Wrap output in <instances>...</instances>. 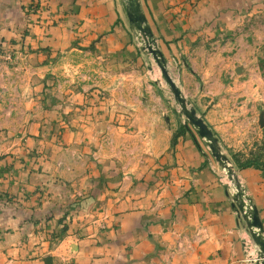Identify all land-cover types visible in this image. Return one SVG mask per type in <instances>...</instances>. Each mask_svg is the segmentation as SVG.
<instances>
[{
  "label": "crops",
  "instance_id": "crops-1",
  "mask_svg": "<svg viewBox=\"0 0 264 264\" xmlns=\"http://www.w3.org/2000/svg\"><path fill=\"white\" fill-rule=\"evenodd\" d=\"M139 1L168 67L177 69L179 87L222 148L208 118H231L228 100L211 94L221 90L227 67L224 38L236 35L248 17L264 16V0ZM125 13L124 0H0V49L19 54L26 76L73 50L92 53L114 72L138 55ZM211 70L218 85L208 77ZM43 82L31 88V99L15 105L41 111H26L30 120L14 132L0 129L1 264L257 261L260 249L233 206L229 184L190 132L173 145L174 132H139L146 154L131 165L115 158L114 148L100 156L86 148L94 161L83 173L63 157L92 132L45 125ZM225 84V91L234 88ZM57 99L73 104L67 95ZM111 99L130 108L115 95L109 105ZM127 129L122 135L137 134ZM82 156L74 149L75 162ZM234 169L264 228V168L252 163Z\"/></svg>",
  "mask_w": 264,
  "mask_h": 264
},
{
  "label": "rangeland",
  "instance_id": "rangeland-1",
  "mask_svg": "<svg viewBox=\"0 0 264 264\" xmlns=\"http://www.w3.org/2000/svg\"><path fill=\"white\" fill-rule=\"evenodd\" d=\"M125 20L129 23L138 55L135 62L114 72H107L104 64L96 61L92 53L73 50L53 56L40 74L26 76L25 64L21 63L23 59L19 58V54L13 50L0 49V129L14 132L30 120L26 111H31V114L33 110L41 111L40 108L15 105L21 104L24 96L31 99L28 97L31 88L44 81L41 93L44 94L46 103L43 109L46 113L44 118L48 122L45 125L52 131H63L62 126H67L65 129L77 127L79 131L92 132L89 134L92 135L90 139L77 143L63 157L67 164H76L84 173L90 161H94L90 158V153L85 152L86 148L97 151L98 156L111 152L114 148L113 154L121 163L137 164L146 154L139 132H174L171 140L173 145L180 135L188 131L200 151H203L201 153L206 154L217 166L233 195L236 191L235 184L228 178L226 170L218 164L205 140L181 113L158 65L138 38L127 12ZM232 38L234 40H230ZM224 39L227 40V45L222 53L227 57V67L222 75V83L234 88L230 91L228 86V91H225L222 84L221 90L217 87L215 95L211 94L216 100H228V117L231 118L208 119L216 134L221 137L222 151L234 167L239 169L255 163L264 168V16L248 17L236 35L228 33ZM216 65L223 70L222 60ZM168 68L180 86L177 69L171 65ZM208 77L213 84L218 85L219 75L213 70ZM61 94L71 97L70 102L73 104L64 106L57 99ZM113 95L130 108L115 103L114 99H111L109 105L108 100ZM223 102L224 100L222 104ZM221 125L222 128L219 129ZM124 127H128L127 132L137 131V134L122 135ZM164 140L166 139L159 141ZM74 149L83 154L77 162ZM68 177L74 178V172H70Z\"/></svg>",
  "mask_w": 264,
  "mask_h": 264
},
{
  "label": "water",
  "instance_id": "water-1",
  "mask_svg": "<svg viewBox=\"0 0 264 264\" xmlns=\"http://www.w3.org/2000/svg\"><path fill=\"white\" fill-rule=\"evenodd\" d=\"M124 2L129 21L134 26L144 49L149 52L158 65L163 79L181 109V113L187 118L189 123L194 126L198 134L205 140L218 164L226 170L228 178L235 184L236 191L232 196L233 206L246 222L255 244L260 249L259 257L253 264H264V228L257 207L242 189L234 166L231 164L228 156L222 151L217 137L206 124L204 119L197 113L196 109L191 105V102L185 97L181 88L170 74L168 63L158 46L157 40L154 37L148 20L142 10L140 1L124 0Z\"/></svg>",
  "mask_w": 264,
  "mask_h": 264
}]
</instances>
